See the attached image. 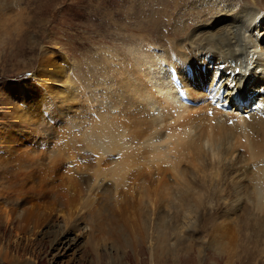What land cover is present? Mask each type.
I'll list each match as a JSON object with an SVG mask.
<instances>
[{
	"label": "bare ground",
	"instance_id": "bare-ground-1",
	"mask_svg": "<svg viewBox=\"0 0 264 264\" xmlns=\"http://www.w3.org/2000/svg\"><path fill=\"white\" fill-rule=\"evenodd\" d=\"M173 1L178 2L173 3V15L164 13L157 22H149L150 27H157L158 22L168 24L173 31L169 38H174L173 41L168 39L158 44L153 55L143 52L136 57H122L117 52H106L110 56L99 59L106 69L94 70V73L106 72L97 94L65 72L58 83L60 87L55 89L47 85L57 82L63 74L61 67L56 70L57 63L50 57H42L38 61V71L32 74L36 88L30 82V85H21L15 97L8 95L12 90L7 95L0 93V105L7 120V125L0 126V152L3 154H0V258L4 261H15L20 251L26 252L27 247L39 248L45 253L44 239L53 233L51 246L69 242L68 235L73 231L82 239L89 219H94L99 231L96 234L94 225L91 226L93 230L87 232L89 240L97 235L102 239L104 234L113 231L111 225L116 224H125L123 227L128 228L130 237L134 238L130 228L139 230V222L145 232L156 234L162 243L172 241L169 246L165 243L163 246L165 252H172L176 264L181 257H187L192 264L202 263L205 251L231 233L232 228L236 246L230 250L225 264H264V119L255 111L256 105L238 110L231 97L222 100L223 107L220 110L215 107L211 116L206 113V103L198 107L183 104L170 85L165 66L173 65L182 75L180 82L186 85L190 84L187 80L191 75L193 82H203L204 74L213 72L211 66L222 71L223 76L230 71L233 79L230 83L243 77L249 83L242 90L239 86L228 88L237 91L241 102L247 105L255 99V104H264V91H259L260 88L264 90V19L255 10L236 9L237 4L231 5L227 0ZM178 9L182 14L177 13ZM205 16H215V19L204 22ZM187 21L194 22L192 28L186 26ZM110 65L116 69H110ZM186 67L192 74L184 73ZM249 67L251 69L247 70ZM197 75L198 81L195 80ZM249 87L252 90L247 93ZM86 90L88 96L83 94ZM253 90L257 93H252ZM41 94V101L49 102L48 112L57 111L63 122V134L53 136L61 135L68 140V148L74 153L71 149H63L64 153L37 155L34 149L20 147L22 158H18L15 153L19 150L15 149L16 140L10 129L14 124L28 129L40 122L45 124L41 102L37 99ZM187 94L193 101L204 99L203 93L193 88H188ZM83 97L90 103L81 99ZM88 113L94 116L88 117ZM76 143L81 147L77 148ZM18 144L23 146L21 142ZM239 149L244 150V156L238 153ZM116 152L121 156L141 154L146 158L149 155L159 162H169L173 176L182 186L175 204L177 213L168 209L161 212V206L152 203L165 193L162 186L165 167H156L153 176H161L159 179L163 181H157L153 190L145 186V175L137 169L141 174L137 172L132 184L137 182L144 196L138 203L140 220L132 223V201L125 199L126 193L122 190L128 172L125 176L124 164L107 162ZM86 153L90 156H85ZM121 156L119 161L128 159ZM70 158L82 161L90 158L91 161H79L80 167L71 165L75 167L69 169L73 172L70 173L76 172L77 176H67L64 173L69 171L64 172L63 166L69 165ZM129 161L132 165V160ZM89 163L92 168L86 169L92 175L88 178L84 165ZM108 174L115 188L109 202L105 200L112 195L106 186ZM100 207H105L100 210L102 212L98 211ZM58 218L63 219V224L50 233L49 228ZM81 225L84 227H79ZM45 228L49 230L44 231ZM123 229L118 228L117 235H122ZM23 241L26 242L24 248Z\"/></svg>",
	"mask_w": 264,
	"mask_h": 264
},
{
	"label": "rangeland",
	"instance_id": "rangeland-1",
	"mask_svg": "<svg viewBox=\"0 0 264 264\" xmlns=\"http://www.w3.org/2000/svg\"><path fill=\"white\" fill-rule=\"evenodd\" d=\"M196 1L202 2V0H190V2ZM174 2L173 0H0V93H4L5 95L12 90L13 93L11 92V94L8 95L12 97L17 96V91L20 92L19 87L21 85L24 84L27 86L33 82L32 74L38 71L36 69L38 61L42 59V57H50L57 63L56 70H60L59 67H61L63 74L62 78L56 79L57 82L48 83L47 85H51L55 89L60 87L58 83L62 81L65 72L71 79H79V82L85 89L89 90V88H91L90 91L92 93L96 92L97 94L101 88L100 83L104 81V74H106V72L101 70L100 73H94V70L96 68L106 69V66H103L105 64L100 62L99 59L104 57L107 58L108 55L110 56V54L107 53L111 51L117 52L122 57H124V55L127 57L128 55H133L136 57L137 55L140 56L143 52L148 53V55H153L152 53L156 52L158 44L160 45L168 39L173 41L174 38H169L173 31L168 24L166 26L158 22L157 27H150L149 22H157L159 17L164 13L166 16L173 15V9L175 8L173 5L178 3ZM179 2H181V0ZM227 3L231 5L237 4L235 5L236 9L244 7L249 10H255L257 14L264 19V5H262V0H227ZM165 10L167 12H165ZM220 11H222V9H220ZM177 13L182 14L180 9L177 10ZM184 14L181 16H184ZM181 19H186V17H181ZM208 19L214 20L215 16H210V18L209 16H205L202 21L206 22ZM163 22L166 23L167 19L164 18ZM193 23L194 22L187 21L186 26L192 28ZM137 47L139 48L138 50H136ZM101 51L103 53H100ZM113 68L116 69L114 65H110V69L113 70ZM210 72H208L207 75L206 73L204 74L205 76L202 78L203 81L211 74ZM111 76H113V74H111ZM98 79L102 80L98 81ZM199 79L198 75L195 76L196 81ZM87 84L89 86L92 84V86L87 87ZM246 84L249 85L248 82H246ZM31 86H35L34 88H36L37 84L33 82ZM95 87L98 89H95ZM246 89L248 93L252 90V87ZM88 90L83 92V94H87L88 96V93H86ZM256 90H253L252 93H257ZM261 90L262 92L264 91L263 88L259 89V91ZM239 94L244 95L245 93L239 92ZM42 97L43 95L41 94L37 99L41 102L40 111L46 121L45 124L44 122L42 124L40 122L36 124V126H31L29 129L28 127H21L17 124H14L12 128L8 126V128L12 130L13 139L16 140L13 143L15 149L19 150L15 153L16 157H20V152L25 148L31 151L34 149L33 152L37 155L40 153L45 154V152L52 154L56 151L64 153L63 149L69 151L71 149V152L74 153L72 148H68V140L66 141L61 135H59V137L53 136L59 133L63 134V122L62 119L58 118L59 114L57 111L53 114L48 112L49 102L48 100L46 103L44 100L41 101ZM96 97L98 98V95ZM96 97L94 99L95 101H97ZM81 99L87 101L84 97ZM90 100L93 99L90 98ZM86 103L89 104L90 102L87 101ZM20 105L21 104H19V106ZM43 110H45V112ZM238 110L240 109L238 108ZM93 116L94 114L88 113V117ZM6 123V115L3 113L0 105V126ZM14 128L15 130H13ZM62 137L64 139H59ZM18 142H21L23 146L19 145ZM75 146L78 148L81 147V144L78 143L77 145L76 143ZM20 147L24 148L22 149ZM243 152L244 150L242 149L238 150V153L242 156H244ZM17 153L19 155H17ZM116 153L117 154L109 156L108 158L110 159L107 162L111 161L112 165H114L113 162H115V164L119 163V165L124 164L122 168L124 169L125 176L128 172L126 176L127 181L124 180V182H122L124 184L122 190L126 193L125 199H131L132 201V209L130 210V215H132L133 219L132 223L140 220L141 208L138 203L141 197L144 196L138 189L139 184L137 182L132 184L139 170H141V173L145 175L147 180L145 186L153 190L158 185L157 181L161 180L159 179L161 176H158V178L153 176V173L156 174V167H165L164 171L166 176H164L165 181L162 182L165 193L155 198L152 203L156 206H161V212H166L168 209L172 213H177L175 204L178 202V192H180L182 186L179 185L177 179L173 176L174 173H172V166L169 162H159L157 161L158 158H151V156L147 154L145 158L144 155L142 156L141 154L135 156L123 154L121 156L118 152ZM85 156H90V153H86ZM120 156L121 158L128 159L123 162L119 161L118 158H120ZM20 158H22V156ZM141 158H144V160ZM84 159L86 160L82 161L78 158H70L68 161L69 165L63 166V169H65L64 172H68L69 169H73L75 166L80 167L79 161L81 163H85L87 159V162L91 161L90 158ZM136 159L137 162L135 161ZM129 160H132V165ZM151 160L153 162H151ZM140 161L144 162L146 165ZM156 161L157 163H155ZM90 164L91 163L84 165L85 169L86 167L87 169H91L92 167H89ZM138 164L141 165L138 166ZM71 165L75 166L72 167ZM180 166L184 168L183 165ZM167 167H170V169L168 170ZM85 169H83V171ZM87 169L85 171H87ZM85 171L84 174L89 178V175H92L90 173L88 174L90 170L87 171V173H85ZM70 172L71 171L64 174L67 176L76 175V172L74 174ZM107 179L109 180V184L106 180L108 184H106V186L109 188H106L111 189L109 191L112 194L114 191L112 189H115L114 182L109 177V174ZM129 187L130 189H127ZM128 190L129 192H127ZM111 196L114 195H109L110 198L108 197V199L105 200L109 202V199H113ZM188 196L189 195H187V197ZM146 199L147 198H144V200ZM119 200L122 199L120 198ZM173 200H175V202H172ZM104 208L105 207H100L98 211L102 212L100 210ZM89 220L90 222H88V225L85 226L83 231L84 236L82 239H78L77 235L79 234L73 231L68 235L70 239L69 242L62 246L54 244L51 246L53 232L56 231L58 226L63 224V219L58 218L54 221L53 227L49 228L50 230H46V228L44 230H49L51 231L50 233H53L44 239V241H46L45 245L47 246L44 249L45 253L40 252L39 248L32 247L28 249L29 247H27V251L24 252L25 254L20 251L19 258L15 255V258L17 257L15 261L8 263L1 257L0 264H176L174 260H172L174 259V257H171L172 252H165V246H163L164 243V245L169 246V243L171 244L172 241L169 239L162 243V241L156 238V234L145 232L140 227L139 222V230L136 231L130 228V232L134 233V238L130 237L129 229L123 227L125 224H116V226L111 225L113 231L104 234L105 237L102 239L98 238L97 235L94 236L95 238H93V240H89L90 237H88L89 233L87 232H90V229L93 230L92 228L94 227L95 233L99 231L98 223H96L94 219ZM79 227L84 226L81 225ZM118 228H124L122 235H117ZM230 232L231 233L225 235L219 243L215 244L214 247L208 248L205 251V257L202 263L198 264H225L224 261L229 256L230 250L236 246V235L232 228H230ZM15 235L16 234L13 233V236ZM149 237L152 239V242ZM25 244L26 242L23 241L22 248H24ZM94 246L95 249H91L94 248ZM154 248H157V250ZM155 251H157V253ZM96 252V256L100 259L99 263L97 262L98 258L95 256ZM180 259L181 261H179L178 264H192L187 257H181Z\"/></svg>",
	"mask_w": 264,
	"mask_h": 264
}]
</instances>
